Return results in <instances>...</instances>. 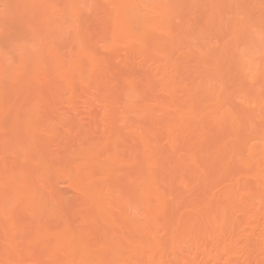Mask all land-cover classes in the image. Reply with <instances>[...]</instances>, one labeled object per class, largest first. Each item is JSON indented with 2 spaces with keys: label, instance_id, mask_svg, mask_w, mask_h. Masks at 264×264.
<instances>
[{
  "label": "bare ground",
  "instance_id": "obj_1",
  "mask_svg": "<svg viewBox=\"0 0 264 264\" xmlns=\"http://www.w3.org/2000/svg\"><path fill=\"white\" fill-rule=\"evenodd\" d=\"M5 4L0 264H264V0Z\"/></svg>",
  "mask_w": 264,
  "mask_h": 264
},
{
  "label": "snow or ice",
  "instance_id": "obj_2",
  "mask_svg": "<svg viewBox=\"0 0 264 264\" xmlns=\"http://www.w3.org/2000/svg\"><path fill=\"white\" fill-rule=\"evenodd\" d=\"M2 7L3 9V16L5 18V20H7L8 16H9V9L11 8L10 5H3V6H0ZM41 7H44V8H52V9H60L62 8L64 10V13L68 14H72L74 17L78 18L79 14H80V11L85 9V8H91L90 5H85V4H79V3H76V4H67V5H42ZM239 7V6H237ZM244 17L243 16H240L237 20V24H240V23H243L244 22ZM261 42L262 44H264V18H262V21H261ZM39 264H50V262L48 261H41L39 262ZM95 264H109V262H95Z\"/></svg>",
  "mask_w": 264,
  "mask_h": 264
}]
</instances>
